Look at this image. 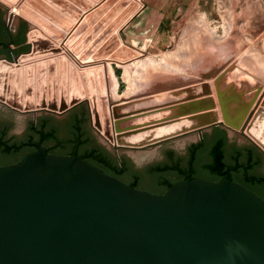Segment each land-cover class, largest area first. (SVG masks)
<instances>
[{"label": "water", "instance_id": "1", "mask_svg": "<svg viewBox=\"0 0 264 264\" xmlns=\"http://www.w3.org/2000/svg\"><path fill=\"white\" fill-rule=\"evenodd\" d=\"M130 1L122 0L119 8L129 7L104 33L103 37L111 36L109 43L100 49L98 41L87 48L86 39L76 43L79 29L91 17L87 15L66 40L71 52L82 60L137 57L138 52L126 46L112 53L115 44L119 45L113 32L137 8L138 3ZM20 2L0 0L4 19L15 17L11 31L18 27L28 47L11 58L0 57V103L18 112L37 113L65 112L87 103L95 126L104 134L94 130L92 145L119 164L104 67L79 71L60 46L39 30H30L36 25L60 42L72 22L41 0H27L26 6ZM51 2L71 17L80 16L64 0ZM73 2L90 7L86 0ZM17 10L20 16H14ZM117 10L99 25L113 19ZM263 113V107L251 111L241 131L264 155V141L254 135ZM24 114L18 116L26 117ZM27 115L21 120L16 114L12 117L0 111V125L11 121L12 129L20 132L33 117ZM69 120L66 116L54 121L61 137L70 136ZM220 123L224 122H214L198 132H210ZM221 127L227 129L233 145L247 141L256 148L233 130ZM161 148L167 156L170 148L167 144ZM121 158L129 171L144 176L145 185L156 183L158 176L150 172L152 163L136 169L127 153ZM203 174L212 177L209 172ZM0 264H264V199L231 178L220 182L202 177L182 179L157 194L132 187L78 154H51L39 147L19 163L0 166Z\"/></svg>", "mask_w": 264, "mask_h": 264}, {"label": "rangeland", "instance_id": "2", "mask_svg": "<svg viewBox=\"0 0 264 264\" xmlns=\"http://www.w3.org/2000/svg\"><path fill=\"white\" fill-rule=\"evenodd\" d=\"M227 1L192 0L190 6L173 10L168 23L160 31V41L156 42L154 47L151 46L142 52L132 64L122 63V66L115 67L116 73L113 75L110 73L112 68L110 65L107 91L112 104L116 137L114 145L119 164L123 163L121 158L123 153H127L133 159L136 169L154 161H163L167 156L162 152L161 147L164 144L160 145L159 141L176 135L179 136L166 141L167 147L176 150L179 155H185L191 142L198 141V130L208 128L218 120L240 130L243 128L252 111L250 106L252 91L236 89L235 81H225L223 74L219 76L217 72L221 69L222 57L213 54L210 58L203 57L202 50H206V47L202 48L199 36L202 33L205 35L213 33L216 36L212 37L221 39L228 34L240 33L239 25L245 23L247 18L246 0L235 4L233 23L229 20L231 6ZM262 39L264 44V36ZM233 42H236V38L232 37L230 45H233ZM211 44L212 42L209 43L210 48ZM64 53L72 60L71 48L70 51L64 50ZM206 54L207 51L204 55ZM151 60L155 64L152 65ZM72 61V64L78 62L76 58ZM164 64L170 68H161ZM140 67L147 74L145 71L141 72ZM89 69L95 68L89 67L79 71ZM138 79L140 81L143 79L144 83L142 81L141 84ZM132 80H136L135 83L138 81V85L144 84L143 88L139 89L141 86L135 85ZM247 81L244 79L242 83L246 84ZM131 82L134 84L133 88L136 87V91L132 89L134 94L128 93ZM119 106L124 108L120 109ZM224 123L220 125L227 127ZM167 128L170 130L166 132ZM233 131L236 133V130ZM147 134L151 136L144 139ZM141 145L146 148H132Z\"/></svg>", "mask_w": 264, "mask_h": 264}, {"label": "flooded vegetation", "instance_id": "3", "mask_svg": "<svg viewBox=\"0 0 264 264\" xmlns=\"http://www.w3.org/2000/svg\"><path fill=\"white\" fill-rule=\"evenodd\" d=\"M5 13L0 12V57L21 54L28 50L27 42L21 38L22 34L17 27L12 32V21L4 19ZM15 45L16 48L12 46ZM0 111L9 116L24 114L21 120L32 113L27 126L17 132L12 129V122L6 121L0 125V166L19 163L26 154L39 147H45L48 153L73 156L78 154L89 162L99 165L104 171L115 175L111 171L119 166L124 169L120 176L129 185L136 184V188L151 191L157 194L165 193L170 186L182 179L206 178L220 182L231 178L257 193L264 199V155L254 146L245 143L233 145L229 132L221 125H215L210 132L202 131L197 142L187 148L184 156L177 155L174 149H168L167 157L158 163L150 165V172L157 175L158 179L152 186L143 183L144 176L136 171H129L126 164H118L105 156L102 151L92 145L94 140V124L87 103L69 108L65 112L38 111L18 112L0 103ZM22 115V116H24ZM70 118L69 137L59 135V126L54 121L59 117ZM98 130V129H97ZM104 135L102 131L98 130ZM237 134V133H236ZM239 136V135H238ZM167 142L160 143L166 144ZM218 143L222 144L224 151V171L219 173L210 169L214 161V149ZM106 158V160L103 159ZM111 164H109V162ZM204 171L212 177H206ZM116 176V175H115Z\"/></svg>", "mask_w": 264, "mask_h": 264}, {"label": "crops", "instance_id": "4", "mask_svg": "<svg viewBox=\"0 0 264 264\" xmlns=\"http://www.w3.org/2000/svg\"><path fill=\"white\" fill-rule=\"evenodd\" d=\"M49 7L55 9L57 12L64 15L67 19L72 22L71 28L65 31L66 36L62 41H57L50 35H48L42 28L38 26L30 27V30L37 29L50 41L60 46L63 50L70 51V48L66 45V40L69 36L77 30L87 15H91L90 19L79 29L77 43L86 39V48L90 47L93 43L99 42L97 49L102 48L107 43L111 36H104L106 30L112 25V23L121 15L129 5H122V0H86L90 3V7H83L76 3H73L72 0H64L65 2L73 5L76 9L80 11V16L76 18H71L65 14L61 9L54 6L49 0H41ZM136 1L137 8L132 12V14L118 26V28L113 32L117 36L118 44L112 48L113 52L116 53L119 51L121 46H126L136 52L138 56L144 52L146 49L153 46L156 42H159L161 39L160 31L164 25L168 23V20L171 18L173 10H181L182 8L188 7L191 5L192 0H132ZM130 1V3H132ZM229 1V0H228ZM227 1V2H228ZM236 3H240L242 0H236ZM27 0H21V6L27 5ZM51 2V3H50ZM235 3V4H236ZM247 5L246 12V21L239 25V34H228L223 38H216L215 34L205 35L202 33L201 44L202 48L206 47V50L203 49V57H209L210 55H216V57H222V63L219 61L222 66L221 69H218L219 76L223 74L225 76V81L233 80L235 81L234 87L236 89H244L252 91V100H251V110L254 111L256 108L264 109V0H255L252 2L245 1ZM234 5L232 6L231 11L234 10ZM5 5V4H4ZM15 6V5H14ZM118 6V8H117ZM29 9L34 10L33 8L27 6ZM118 9L117 14L113 16V19H110L101 26L99 25L102 20L113 10ZM20 16L19 10L14 12V16ZM233 18L229 19L232 23L234 22ZM45 17V16H43ZM15 19V17H14ZM12 21V24L14 22ZM45 19H47L45 17ZM81 19V20H80ZM50 21V20H48ZM167 21V22H166ZM31 23V22H30ZM32 24V23H31ZM203 24V22H201ZM34 25V24H33ZM80 25V26H79ZM236 22L234 23V26ZM100 26L99 28H97ZM207 27V25H206ZM97 28V29H96ZM235 28V27H234ZM243 33L241 34V31ZM232 29V33H233ZM102 36V37H101ZM236 38V42H233V45H230V40ZM212 42L211 48L209 43ZM112 42H110L111 46ZM109 45V44H108ZM154 47V46H153ZM207 51L206 56L204 55ZM76 58L79 63L82 61L79 60V56L72 53L71 57ZM134 57L126 61H119L112 59L110 56H107L102 59H93L89 57L88 60H84V63H93L94 65L91 68L104 67L107 85L109 87V68L112 66L111 70L113 73H116V68L122 66V63L132 64L135 59ZM69 57V56H68ZM72 58V59H73ZM76 62L73 64L76 65V68L83 69L80 64ZM87 69V68H85ZM232 76H229V75ZM248 80L246 84L242 83V80ZM229 82V81H228ZM244 82V81H243ZM234 88V89H235ZM251 99V98H250ZM264 115V113H263ZM261 125L258 126L254 135L264 141V117L262 118ZM236 133L243 138L254 144L251 140L247 138L241 130H236ZM256 146V144H254ZM260 146V145H259ZM258 148V146H256ZM260 150V148H258ZM261 151V150H260ZM263 154V153H262Z\"/></svg>", "mask_w": 264, "mask_h": 264}, {"label": "trees", "instance_id": "5", "mask_svg": "<svg viewBox=\"0 0 264 264\" xmlns=\"http://www.w3.org/2000/svg\"><path fill=\"white\" fill-rule=\"evenodd\" d=\"M104 160L106 158L103 157ZM109 162V161H108ZM111 164V162H109ZM225 167L224 163V151L222 148V144L218 143L214 149V161L212 164H210V169L214 170L216 172H223ZM124 169L122 167H115L111 172L114 173L116 176H120V173H123ZM264 181V179H263ZM132 187H136V184L131 185Z\"/></svg>", "mask_w": 264, "mask_h": 264}, {"label": "bare ground", "instance_id": "6", "mask_svg": "<svg viewBox=\"0 0 264 264\" xmlns=\"http://www.w3.org/2000/svg\"><path fill=\"white\" fill-rule=\"evenodd\" d=\"M225 2H226V1H225ZM228 3H229L230 6H231V5H234V4L236 3V0H229ZM228 8H229V7H228ZM231 9H232V6H231ZM14 12H16V11H14ZM229 18H231V19L233 18V12H232V11L229 12ZM80 20H81V19H80ZM230 22H231V21H230ZM79 26H80V25H79ZM231 26H232V25H231ZM199 36H200V35H199ZM190 50H191V49H190ZM65 51H66V50H65ZM183 53H184V52H183ZM67 54H68V53H67ZM72 58H73V57H72ZM72 60H74V58H73ZM72 60H71V61H72ZM72 62H73V61H72ZM158 62H159V61H158ZM161 62H162V61H161ZM75 63H76V62H75ZM150 63H152V65L155 64V62H152V60L150 61ZM75 66H76V65H75ZM160 66H161V65H160ZM99 67H100V66H99ZM161 68H166V69H168V68H170V67H169V65L164 64V65L161 66ZM83 69H84V68H83ZM140 69H142V68L140 67ZM133 71H134V70H133ZM140 71H141V72H142V71L144 72L145 70L142 69V70H140ZM141 72H140V73H141ZM110 73H111V75H113V71H112V70H110ZM148 73H149V72H148ZM141 74H142V73H141ZM145 74H147L146 71H145ZM146 77H147V76H146ZM145 79H146V78H145ZM129 81H130V80H129ZM135 81H136V80H132V82H134L135 85H136V84L138 85V81L141 82V84H142L143 79H142L141 81L138 79L137 83H135ZM132 82H131V84H132ZM143 83H144V81H143ZM134 84H132V85L130 86V91H129L128 93H133V94H134V91H136V89H135L136 87L133 88ZM141 84L139 83L140 86H141ZM139 85H138V86H139ZM143 85H144V84H143ZM143 85H142V86H143ZM142 86L139 87V89L143 88ZM146 87H147V86H146ZM132 89H134V91H133ZM137 90H138V88H137ZM133 94H131V95H133ZM127 95H128V96H131L130 94H127ZM112 99H113V98H112ZM120 107H121V108H124V106H119V108H120ZM121 108H120V109H121ZM218 121H219V120H218ZM203 123H204V122H203ZM182 125H184V124H182ZM168 127H169V126H168ZM186 127H187V126H186ZM186 127H185V128H186ZM175 128H176V127H175ZM181 128H183V126H182ZM161 129H162V128H161ZM162 130H163V129H162ZM169 130H170V128H167L165 131L167 132V131H169ZM185 130H186V129H185ZM183 131H184V130H183ZM160 132L162 133L161 130H160ZM182 133H183V132H182ZM167 134H168V133H167ZM168 135H169V134H168ZM172 135H174V134L172 133ZM150 136H151L150 134H149V135L147 134V135L144 136V139H147V138H149ZM160 136H162V135H160ZM165 136H166V134H165ZM157 138H159V137H157ZM140 140H141V139H140ZM142 140H143V139H142ZM138 141H139V140H138ZM123 142H124V141H123ZM141 142H142V141H141ZM129 143H130V142H129ZM135 143H136V142H135ZM144 143H145V142H144ZM147 143H148V142H147ZM136 144H137V143H136ZM125 145H126V144H125ZM134 145H135V144H134ZM142 145H144V144H142ZM142 145H141V146H142Z\"/></svg>", "mask_w": 264, "mask_h": 264}, {"label": "built area", "instance_id": "7", "mask_svg": "<svg viewBox=\"0 0 264 264\" xmlns=\"http://www.w3.org/2000/svg\"><path fill=\"white\" fill-rule=\"evenodd\" d=\"M79 63V62H78ZM80 64V66L82 67V68H89V67H91V66H93L94 64L93 63H84V61H82L81 63H79Z\"/></svg>", "mask_w": 264, "mask_h": 264}]
</instances>
